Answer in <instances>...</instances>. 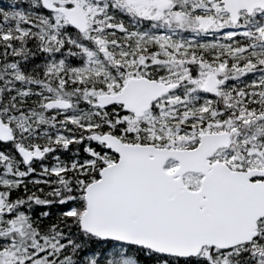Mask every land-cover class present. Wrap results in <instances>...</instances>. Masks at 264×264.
Listing matches in <instances>:
<instances>
[{
  "label": "snow or ice",
  "instance_id": "6c2138e0",
  "mask_svg": "<svg viewBox=\"0 0 264 264\" xmlns=\"http://www.w3.org/2000/svg\"><path fill=\"white\" fill-rule=\"evenodd\" d=\"M0 264H264V0L0 4Z\"/></svg>",
  "mask_w": 264,
  "mask_h": 264
},
{
  "label": "trees",
  "instance_id": "16d2710c",
  "mask_svg": "<svg viewBox=\"0 0 264 264\" xmlns=\"http://www.w3.org/2000/svg\"><path fill=\"white\" fill-rule=\"evenodd\" d=\"M4 2H6V0H0V4H3Z\"/></svg>",
  "mask_w": 264,
  "mask_h": 264
}]
</instances>
